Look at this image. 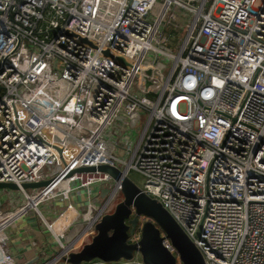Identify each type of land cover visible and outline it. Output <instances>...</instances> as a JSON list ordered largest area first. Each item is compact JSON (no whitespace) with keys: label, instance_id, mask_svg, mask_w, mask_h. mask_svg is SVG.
<instances>
[{"label":"built area","instance_id":"1","mask_svg":"<svg viewBox=\"0 0 264 264\" xmlns=\"http://www.w3.org/2000/svg\"><path fill=\"white\" fill-rule=\"evenodd\" d=\"M207 1L0 0V182L52 179L0 209V264H32L4 248L31 210L55 241L33 264H69L121 194L76 170L102 164L138 172L205 264H264V0ZM81 189L51 221L38 208Z\"/></svg>","mask_w":264,"mask_h":264},{"label":"water","instance_id":"2","mask_svg":"<svg viewBox=\"0 0 264 264\" xmlns=\"http://www.w3.org/2000/svg\"><path fill=\"white\" fill-rule=\"evenodd\" d=\"M144 71L153 74L151 68ZM150 83L145 77V87ZM54 147L64 162L61 149ZM76 170H98L109 174L119 182L122 199L112 211L102 214L95 222V233L90 240L79 249L70 251L68 256H63L64 261L82 264L99 259L110 263L130 260L139 254L145 264H205L200 250L170 213L158 200L145 194L125 172L105 164ZM51 180L23 183L21 187L12 182H0V189L38 188L48 185Z\"/></svg>","mask_w":264,"mask_h":264},{"label":"crops","instance_id":"3","mask_svg":"<svg viewBox=\"0 0 264 264\" xmlns=\"http://www.w3.org/2000/svg\"><path fill=\"white\" fill-rule=\"evenodd\" d=\"M97 188H92L94 190ZM89 195L85 189L75 192L71 199L61 197L47 200L39 210L47 221L53 220L61 212L68 202L74 203L79 208L80 202L87 200ZM35 206V205H34ZM72 212L69 211L53 224L54 230L59 233L62 223L68 222ZM34 213H28L11 225L6 231V252L12 254L21 263H39L55 253V241L52 233L46 228ZM56 227V228H55Z\"/></svg>","mask_w":264,"mask_h":264},{"label":"rangeland","instance_id":"4","mask_svg":"<svg viewBox=\"0 0 264 264\" xmlns=\"http://www.w3.org/2000/svg\"><path fill=\"white\" fill-rule=\"evenodd\" d=\"M210 3V0L207 1V4H206V7H208ZM173 11L177 12L176 9H174ZM167 31H170L169 33H171V40L172 42H176V40L178 39V33H179V38L182 36V32L183 30H176L175 28H169L167 29ZM163 57L162 56H158L156 60H162ZM117 155L119 156H124L123 153H121L120 151L118 153H116ZM59 167L56 168V170H58ZM128 176L136 183V184H141L143 182V177L136 171H130L128 173ZM113 185V181L110 180V181H107V182H100V183H97V186L100 187L101 190H108L110 191L111 189V186ZM37 191V189H27V192L32 195L34 194L35 192ZM5 195V197H3ZM12 200H11V199ZM122 199V196L121 194L117 195L115 197V199H113L109 205L107 206V208L104 210L106 213L107 212H110L111 210H113L114 208V205ZM24 200L25 198L23 197V193L21 190H12V189H0V209L2 211H9V210H13L15 209L16 207H19L21 204L24 203ZM48 200H51V199H48ZM97 200H99V205L101 206L103 201L105 200V197L103 196H100L97 198ZM47 201V200H46ZM46 201L40 203L38 205V208H42L43 205L46 203ZM34 213L36 215L37 218L41 219L39 214L35 211H30L29 213ZM28 214V213H27ZM26 214V215H27ZM42 223H44L42 221V219L40 220ZM51 221V220H50ZM132 239H136V237H133ZM54 255V253L52 254ZM50 256L48 259H50L51 257L53 256ZM55 256V255H54ZM123 260H120L118 262H110V263H105V264H119V263H122ZM55 264H63L62 262H57ZM82 264H102L101 261L99 259H94L90 262H86V263H82Z\"/></svg>","mask_w":264,"mask_h":264},{"label":"bare ground","instance_id":"5","mask_svg":"<svg viewBox=\"0 0 264 264\" xmlns=\"http://www.w3.org/2000/svg\"><path fill=\"white\" fill-rule=\"evenodd\" d=\"M30 205H31V206H34V205H35L34 201H31V202H30Z\"/></svg>","mask_w":264,"mask_h":264},{"label":"flooded vegetation","instance_id":"6","mask_svg":"<svg viewBox=\"0 0 264 264\" xmlns=\"http://www.w3.org/2000/svg\"><path fill=\"white\" fill-rule=\"evenodd\" d=\"M112 211V210H111Z\"/></svg>","mask_w":264,"mask_h":264}]
</instances>
